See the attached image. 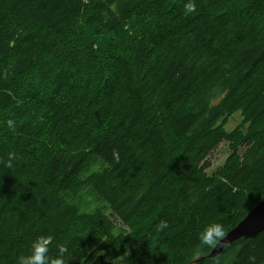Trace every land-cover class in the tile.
I'll return each mask as SVG.
<instances>
[{
  "label": "trees",
  "instance_id": "1",
  "mask_svg": "<svg viewBox=\"0 0 264 264\" xmlns=\"http://www.w3.org/2000/svg\"><path fill=\"white\" fill-rule=\"evenodd\" d=\"M187 2L0 0V264L39 236L65 264H264V232L198 241L264 200V0Z\"/></svg>",
  "mask_w": 264,
  "mask_h": 264
},
{
  "label": "clouds",
  "instance_id": "2",
  "mask_svg": "<svg viewBox=\"0 0 264 264\" xmlns=\"http://www.w3.org/2000/svg\"><path fill=\"white\" fill-rule=\"evenodd\" d=\"M185 14H193L197 11L195 0H188L184 5ZM7 125L10 129H14V121L8 120ZM167 227L166 222L161 221L158 229ZM118 234V230H117ZM226 236L225 226L220 222H211L198 233V241L201 247L215 248L221 240ZM53 238L51 236H39L31 245L30 254L21 255L19 264H65V255L68 248L64 244L56 245L58 255L52 257L50 247Z\"/></svg>",
  "mask_w": 264,
  "mask_h": 264
},
{
  "label": "water",
  "instance_id": "3",
  "mask_svg": "<svg viewBox=\"0 0 264 264\" xmlns=\"http://www.w3.org/2000/svg\"><path fill=\"white\" fill-rule=\"evenodd\" d=\"M264 232V200L254 206L247 215L213 248L209 257L221 254L232 243L241 238L252 239ZM203 258H199L202 260ZM91 264H115L108 260L104 254H99Z\"/></svg>",
  "mask_w": 264,
  "mask_h": 264
},
{
  "label": "rangeland",
  "instance_id": "4",
  "mask_svg": "<svg viewBox=\"0 0 264 264\" xmlns=\"http://www.w3.org/2000/svg\"><path fill=\"white\" fill-rule=\"evenodd\" d=\"M161 13L156 12V10H152L147 18L144 19V21H148L149 19H153L155 16H159ZM163 23V21H159ZM168 24H171L169 22ZM242 120L241 113L237 112L231 117L228 124L226 125L227 130L231 131L233 130ZM231 153V150L229 148V143L227 141L222 142L220 145H218L208 156V159L211 161L212 165L208 169V172L210 174L214 173L219 167H221L227 156ZM100 203V202H99ZM115 221L118 225H120V219L115 218ZM154 250H158L159 248L155 246L153 247ZM161 251V250H160ZM159 251V252H160Z\"/></svg>",
  "mask_w": 264,
  "mask_h": 264
}]
</instances>
